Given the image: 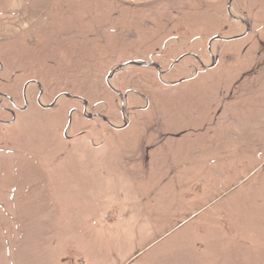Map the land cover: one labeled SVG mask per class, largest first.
Listing matches in <instances>:
<instances>
[{"label":"rangeland","instance_id":"1","mask_svg":"<svg viewBox=\"0 0 264 264\" xmlns=\"http://www.w3.org/2000/svg\"><path fill=\"white\" fill-rule=\"evenodd\" d=\"M227 2L0 0V264H264V0Z\"/></svg>","mask_w":264,"mask_h":264},{"label":"water","instance_id":"2","mask_svg":"<svg viewBox=\"0 0 264 264\" xmlns=\"http://www.w3.org/2000/svg\"><path fill=\"white\" fill-rule=\"evenodd\" d=\"M231 1H232V0H228L227 8H226V9H228V13H229V15H230L229 7H230V4H231ZM237 37H239V36L230 37L229 39H233V38H237ZM215 38H220V37H219V36L212 37V39H215ZM129 63H130V62H126V63H123V64H120V65L116 66V67L111 71V73H110L108 76L111 77V75H113L114 72H116L117 70L121 69L122 67L126 66V65L129 64ZM131 63H135V64L143 65V66H149V65H152V64H153V63H146V62H131ZM213 65H214V62L212 63L211 66H213ZM121 99H122V96H120V100H119V101H121ZM121 102H122V101H121Z\"/></svg>","mask_w":264,"mask_h":264},{"label":"flooded vegetation","instance_id":"3","mask_svg":"<svg viewBox=\"0 0 264 264\" xmlns=\"http://www.w3.org/2000/svg\"><path fill=\"white\" fill-rule=\"evenodd\" d=\"M243 24V23H242ZM220 39V38H219ZM217 40V39H216ZM220 40H222V39H220ZM225 41H227V40H225ZM210 42L211 41H208V43H207V46L206 47H208V52L210 51L209 49V44H210ZM209 57H210V59H211V53L209 52ZM196 60H198V59H196ZM214 60L216 61V59L214 58ZM199 62H200V65H201V61L200 60H198ZM0 97H3V98H5V99H7V100H9L11 103H12V105L14 106V107H16L17 109L18 108H20V107H17L16 105H14V103L12 102V99L9 97V95H7V94H5V93H1L0 92ZM12 114H13V112H12ZM11 120H9V121H3V123H8V122H10Z\"/></svg>","mask_w":264,"mask_h":264},{"label":"crops","instance_id":"4","mask_svg":"<svg viewBox=\"0 0 264 264\" xmlns=\"http://www.w3.org/2000/svg\"><path fill=\"white\" fill-rule=\"evenodd\" d=\"M233 19H235L236 21H239L240 23H243V25H245L247 28H248V25L244 22V21H242V20H240L239 18H233ZM249 30H246L245 32H243V36L244 35H246L247 34V32H248ZM242 37V36H241ZM240 38V37H239ZM124 127V126H123ZM123 127H121V128H123ZM118 129H120V128H116V130H118Z\"/></svg>","mask_w":264,"mask_h":264}]
</instances>
